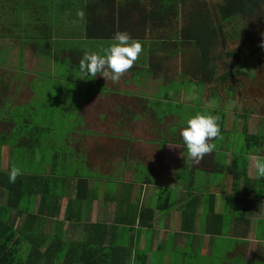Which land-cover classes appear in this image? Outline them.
Here are the masks:
<instances>
[{"label":"crops","instance_id":"crops-1","mask_svg":"<svg viewBox=\"0 0 264 264\" xmlns=\"http://www.w3.org/2000/svg\"><path fill=\"white\" fill-rule=\"evenodd\" d=\"M65 46L68 66L78 51L72 42ZM53 68L49 77L37 69L19 70L14 63L0 69V90L12 85L0 100L10 99L11 109L27 105L35 110L44 100H58L45 113L30 115L35 126L33 131L21 128L23 135L6 115L0 118L2 159L24 151L30 155L25 172L64 178L49 208H40L39 196L31 203L35 213H43L29 232L41 252L50 246L61 258L74 242L98 247L90 257L97 264H128L129 253L135 264L138 252L147 253L146 264H264V181L251 159L264 157V149L249 156V177L259 183L236 186L226 173L198 181L197 173L211 175L201 165L203 158L190 159L181 136L168 135L177 119L158 114V105L169 98V85L152 79L140 86L128 70L115 83L97 75L73 88L69 71ZM231 137L230 129L227 140ZM220 146L218 158L229 164L236 152ZM206 155L209 160L216 156ZM145 208L155 211L151 227L140 223ZM111 245L124 250L112 254ZM74 249L79 258L81 251Z\"/></svg>","mask_w":264,"mask_h":264},{"label":"trees","instance_id":"trees-1","mask_svg":"<svg viewBox=\"0 0 264 264\" xmlns=\"http://www.w3.org/2000/svg\"><path fill=\"white\" fill-rule=\"evenodd\" d=\"M133 12L137 13L136 17H133ZM241 20L248 27H242ZM263 25L264 0H0V69L14 63L19 70L37 69L44 77H49L53 67H57L60 71H69L68 84L77 88L82 82L94 80L93 77H83L79 72V63L85 52H101L109 46L114 33L127 32L143 47L129 69L137 75L140 86L150 84L152 79L156 83L163 81L170 85L179 77L182 83L202 84L223 98H234L241 103L243 108L239 116L244 120L241 134L247 148L236 153L226 164L218 158L221 155L215 146L211 155L216 154V158L209 160L204 156L201 162L207 172L233 176L237 186L241 180L254 182L249 177V156L264 147V134H260L264 132V114L259 112L264 111V107L262 110L251 109L241 101L242 96L249 93L251 84H259V76L256 78V72H249L252 70L249 65L264 51L261 47L264 43ZM98 41H104L105 45H93ZM70 42L71 48L78 53L74 62L71 60V64L66 66L68 51L65 45ZM231 42L236 45L228 50ZM244 51L246 53L242 55ZM33 60L40 62L35 64ZM40 63L41 66L37 67ZM263 68V62L257 59L255 69L260 72L264 83ZM9 86L12 85L6 84L0 94L6 93ZM57 101V97L44 100L31 110L27 105L11 109L10 99L0 100V118L6 115V121L15 123L20 133L21 128H32L33 131L35 125L30 115L37 117L45 113ZM253 112H259V117H262L260 133L249 132ZM225 120L222 117L220 135L211 143L229 134ZM38 139L39 136L35 142ZM16 156L7 170L0 165V264H97L90 261V257L97 255L98 247H89L87 243H71L70 250L61 258L59 254L52 253L50 246L41 252V245L35 244L29 232L35 229L36 221L43 213L40 210L35 213L30 200L27 203L25 200L39 196L40 208H49L52 195L57 193L56 184L64 178L53 173H27L23 166V169L19 167ZM12 168L20 173L15 183L8 181ZM76 178L80 184L88 182L86 178ZM260 180L264 181V178ZM160 204V210H164ZM146 213L149 217L143 222ZM154 213L153 208L143 209L140 223L151 227ZM24 243H31L32 248L26 249ZM75 247L81 251L79 258L74 256ZM119 250L124 248L111 245L109 251L114 254ZM128 260L131 264V253ZM146 261L147 253L136 254L135 264H146Z\"/></svg>","mask_w":264,"mask_h":264},{"label":"rangeland","instance_id":"rangeland-1","mask_svg":"<svg viewBox=\"0 0 264 264\" xmlns=\"http://www.w3.org/2000/svg\"><path fill=\"white\" fill-rule=\"evenodd\" d=\"M137 13L133 12V17H136ZM241 26L242 27H248V24H246L244 21L241 20ZM264 29V25L262 26ZM80 38V37H78ZM238 41H236L237 44ZM88 44V43H87ZM87 44L85 45L84 48H86ZM235 43H229L228 44V50L234 48L236 45ZM80 46L79 44H77ZM93 45H96L98 47L104 46V41H98L93 42ZM246 52L244 51L242 55H244ZM29 59V56H27ZM257 59H260V61L263 62L264 64V51L259 53L257 56H255V59L252 61V63L249 65V68L251 71L249 72H256V78L259 76L258 81L255 82V84H251V88L248 94L243 95L242 97V102L248 104L251 109L252 108H257L262 110L264 107V83H263V78L260 76V72L256 71L255 69V64L257 63ZM13 69V68H11ZM264 73V68L262 69ZM255 78V79H256ZM170 90H168L169 98L165 99V102H161L158 106V114L161 115V111H164L166 113L171 114V116L175 119H177V122L171 126H168L169 128V134L168 135H178L180 136V129L186 126V121L191 118L192 116L196 115L197 113H204V114H210L215 117H217V123H219L222 119V117L226 118V123H230L229 126L226 125L227 130L232 131V137L231 139L227 140V135L224 134L221 139H217L216 141V148L219 145H230L231 148L235 150L236 153H240L244 151L247 148V142L245 140V137L242 132V125H243V118L239 116L242 112L243 106H241L240 102L237 101L234 98H223L221 95H217V91L213 89H208L202 84H195L193 82H184L182 83L181 79L179 77L175 78L171 83H169ZM22 98L23 96L20 95ZM26 98H29V96H24ZM243 103V104H244ZM156 107V105H155ZM216 110V111H215ZM156 112V110H154ZM260 113L264 114V111H259ZM259 112H253V117L250 120L251 124L249 125V132L251 134L255 133H260L262 130V117L260 116ZM178 123V124H177ZM264 124V123H263ZM220 126V125H219ZM260 134H264V132H261ZM224 142V143H222ZM264 149L261 148V150H256L255 153H259V151H262ZM1 150V147H0ZM14 155L16 156L17 159L19 160V167L21 169L22 166H28L30 163L27 161V158L30 156L28 153L24 151H20L17 153L15 151ZM12 157L11 159L8 158V155L4 156V159H2V156H0V162L4 170H7L10 164L12 163ZM205 158H208V155H205ZM204 159V157H203ZM3 160V161H2ZM24 165H22V162ZM185 173V172H184ZM211 175H207L205 173H197L194 175V177L198 180L201 181L203 178L206 177H220L222 178L223 176L220 175L217 172H211ZM185 175V174H184ZM233 179V176H231ZM230 175L229 178L231 179ZM228 178V180H229ZM200 179V180H199ZM260 180L253 182L254 183H259ZM242 182H246V180H241L240 184ZM165 197L166 193L164 194ZM34 198V197H33ZM33 198H27L25 200V203H27L30 200V205L33 203ZM27 252V251H26Z\"/></svg>","mask_w":264,"mask_h":264},{"label":"clouds","instance_id":"clouds-1","mask_svg":"<svg viewBox=\"0 0 264 264\" xmlns=\"http://www.w3.org/2000/svg\"><path fill=\"white\" fill-rule=\"evenodd\" d=\"M261 47H264V43ZM142 51L140 41L132 39L127 32L117 31L108 47L101 52L84 55L79 63V72L83 77L96 78L99 75L115 83L132 68ZM219 125L217 117L204 113H197L186 121V126L179 134L190 159L199 161L214 150L215 144L211 141L219 137ZM251 159L257 178H264V157L255 156ZM19 174L18 169L12 168L8 174L9 183H15Z\"/></svg>","mask_w":264,"mask_h":264}]
</instances>
